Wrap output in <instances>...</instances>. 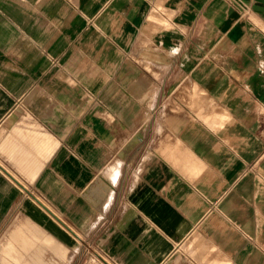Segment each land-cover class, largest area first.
<instances>
[{"label": "crops", "instance_id": "1", "mask_svg": "<svg viewBox=\"0 0 264 264\" xmlns=\"http://www.w3.org/2000/svg\"><path fill=\"white\" fill-rule=\"evenodd\" d=\"M10 185L105 264H264V0H0Z\"/></svg>", "mask_w": 264, "mask_h": 264}, {"label": "bare ground", "instance_id": "2", "mask_svg": "<svg viewBox=\"0 0 264 264\" xmlns=\"http://www.w3.org/2000/svg\"><path fill=\"white\" fill-rule=\"evenodd\" d=\"M15 180L25 188L24 183L20 179L15 178ZM33 203L35 210L38 211L39 209L42 212V215L39 212L37 215L46 220V223H48L47 230L54 235L42 229L32 220H18L12 229V237L6 243L5 252L0 254V264H47L44 258L46 252L53 255L57 249L64 247V243L58 239L60 232L67 233V235L72 237L73 242L75 241V232L71 227L61 222L58 212L52 210L40 198L33 200ZM33 230L39 231L42 236H36Z\"/></svg>", "mask_w": 264, "mask_h": 264}, {"label": "rangeland", "instance_id": "3", "mask_svg": "<svg viewBox=\"0 0 264 264\" xmlns=\"http://www.w3.org/2000/svg\"><path fill=\"white\" fill-rule=\"evenodd\" d=\"M20 180L28 184V179L20 178ZM11 189H15V190L17 189L18 194H11L10 193ZM27 189L29 190L31 189L35 191L32 184L27 185ZM4 190H6V187L4 188ZM7 191L8 193H4L3 195L4 206L7 207L12 205V207H8V208L5 207L3 209L2 223L0 224V254L5 252L6 243L8 239L13 235L11 228L12 222L15 219L16 220L22 219L23 216L22 214H24V208L25 210H29L30 212V210H32L31 208L35 206L34 203L30 201L29 198L27 197L22 198V193L18 188L10 185L9 187H7ZM38 196L42 198L45 202H47L49 205L57 208L56 203L51 201V198L53 197L50 193H38ZM16 197L19 201L17 207H15L16 204L14 203L11 204V202L15 201ZM70 211H73V207L72 209H70ZM31 212L36 213L34 214L35 215L34 219L38 223L41 224L46 223L40 215H37L39 213L40 214L42 213L39 209L38 211L33 210ZM33 232L36 236H42V233H40L37 230H33ZM44 258L46 259L47 264H52V263L53 264H105V262H108L107 259L104 257V255L98 252V249L96 248V243L91 242L90 240H86L85 242L78 241L75 246L65 245L64 247L57 249L55 251V254L53 255H51V253L49 252H46Z\"/></svg>", "mask_w": 264, "mask_h": 264}]
</instances>
